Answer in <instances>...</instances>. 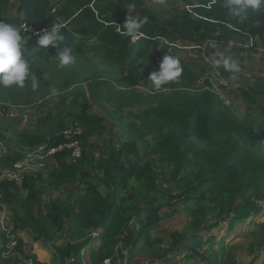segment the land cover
I'll use <instances>...</instances> for the list:
<instances>
[{
	"label": "trees",
	"instance_id": "1",
	"mask_svg": "<svg viewBox=\"0 0 264 264\" xmlns=\"http://www.w3.org/2000/svg\"><path fill=\"white\" fill-rule=\"evenodd\" d=\"M52 1L23 0L28 24L51 27L55 18V14H50V10L54 8ZM183 1L192 6V12L186 11L180 17L181 20L174 18L166 25H160L152 12L142 8L139 0H129L120 4L108 3L101 10L100 16L96 15L87 3L80 0H66L63 7L56 10V14L69 17L77 4L84 6L80 12L84 23L77 28V31L83 37L96 35L99 43L93 44L91 48L86 42L77 43L75 36L63 28L60 33L64 40L58 42L57 50L63 47H71V51L78 53L101 50L114 66H121L115 83L122 87H131V92L119 91L120 97L113 101V92L110 90L103 92L102 88L100 96H103L106 103L118 107L111 114L117 116L121 129L138 138L142 146L134 140L126 139L119 147L113 146L109 149L108 154L103 153L93 159L87 158L84 154L83 158L75 163L65 159L68 153H63L64 158L61 162L50 168L53 184H73L78 180L79 175L87 179L90 172L86 167L89 164L99 172L100 176L102 175L100 181L107 189L103 194L96 183L86 180L85 194L80 197L75 207L67 209L68 211L64 213L61 212L63 208L59 204L55 202L43 204L40 201L36 180L32 178L34 175L25 178L23 187L27 189V194L23 199L18 198L23 188L20 191L13 183H5L4 197L6 202L12 205L15 218L22 226H29L42 243L57 241L55 227L61 221L62 215L68 220L69 227L79 226L98 231L102 247L108 243L115 245L119 240H132L135 232L131 227L130 219L126 217L127 210L122 205L125 198H121L124 192L128 193L132 180L139 182L146 190V204L142 207L139 204L134 205L133 217L140 225V237L149 241L150 232L160 225L162 203L166 198L178 197L169 190L160 189L159 173L155 170L152 160L142 152L145 150L143 144L146 136L150 133L153 134L152 145L149 146L151 155L158 156L160 161L170 164L177 188L183 190L186 195L191 194L190 199L195 203L194 208L185 206L193 217L191 231L193 233L188 236V232H175L171 239L174 248L184 243L187 237H192V244L185 247L192 251L197 250L215 239L211 232L221 223L227 221L228 227H232L264 211L263 120L237 116L224 104L220 94L213 90L210 80L206 81V87H195L197 79L191 66L177 55L173 57L179 60L183 72L178 81L162 87H169V93L163 94L159 92L160 90H152L149 95L143 97L136 89L133 90L143 85L152 87L147 78L152 71L158 70L159 63L164 57L161 55L167 49V44L162 40L164 38L170 41L182 40L183 43L222 38L224 44L231 45L234 37L242 30L247 31L249 36H257L264 32V12L250 11L239 18H232L223 7V0ZM8 3V0H0V20ZM129 4L140 6L142 18H148L147 23L140 29L143 37L134 42H130L131 36L119 26L123 25L130 14L126 9ZM230 24L236 25L237 28L235 26L231 28ZM36 39L37 37L30 38L25 43V57L32 67L33 74L40 81H44L47 69L38 70L40 67L36 63L39 61L38 57L44 54L47 57L52 53V47L39 46ZM142 61L149 62L151 66ZM72 75L76 74L72 72L64 77H56L53 88H56L58 93L72 89L71 85L75 81ZM222 76L229 78L231 74L223 70ZM96 83L95 94L102 84L98 79ZM29 85L31 84L26 82L25 86ZM112 85L115 91L113 82ZM10 88L0 87V96L2 95L6 100L12 99L16 92ZM86 88L88 92L84 87H79L73 89L71 93L74 94L77 102L79 98L82 99L78 102L82 113L73 116L75 122L83 129V134L80 136L83 146L91 149L90 139L103 136L107 127L99 114L91 112L90 99L95 98L94 89L92 85ZM241 95L248 110L259 105L264 112V76L254 80L249 90H242ZM150 102L156 104L144 112L145 116L134 115V121L125 122L123 107L145 105ZM50 132L53 133V130L27 129L22 134L25 138L23 145L36 146L42 143L46 133ZM125 156H132V161L125 163ZM17 158L15 153L2 160L12 166ZM206 203L218 206L219 215L210 223L205 222ZM202 231L208 233L206 239L199 233ZM253 236L248 246L250 254H254L264 246V224ZM93 239L92 235H88L76 242L55 245L60 264H83L81 252ZM18 249H21V246ZM1 252L2 249H0V264H9L3 261ZM133 252L134 248L129 251L130 257ZM196 252L201 258V263L197 264H238L235 252L226 249L223 242H220L219 250H212L208 254ZM72 257L75 258L74 261L67 263V259ZM36 261L35 257V264Z\"/></svg>",
	"mask_w": 264,
	"mask_h": 264
},
{
	"label": "rangeland",
	"instance_id": "2",
	"mask_svg": "<svg viewBox=\"0 0 264 264\" xmlns=\"http://www.w3.org/2000/svg\"><path fill=\"white\" fill-rule=\"evenodd\" d=\"M9 3L3 10L2 20L8 23H15L22 27V36L25 39V43L28 42L30 38L36 36V34L45 28L43 25H32L30 26L27 22V14L24 10L23 0H8ZM66 0H53L52 4L54 8L50 10V14H55L53 25H57L59 30L65 28L71 35L75 36L77 43L80 41L86 42L88 47L91 48L93 44H98L99 40L96 35H87L83 37L79 35L77 28L83 25L84 20L80 16V12L83 10L84 6L77 4L73 10V14L66 17L63 14H56V10L63 7ZM81 2L87 3L88 7L93 10L96 15L100 16L101 10L105 8L108 3L120 4L121 2H127L129 0H80ZM142 3V8L152 12L154 16L158 19L160 25H166L168 21L182 17L186 11L192 12V6L187 5L183 0H139ZM136 9L131 11V15H138L142 18V10L140 6L129 4ZM129 12V10H127ZM195 16V15H193ZM33 18V17H32ZM241 19V18H240ZM216 22V21H215ZM218 24V22H216ZM28 25V26H26ZM52 25V26H53ZM25 26V27H24ZM231 28L236 25L230 24ZM172 30L171 27H168ZM141 35L135 36L136 39L130 37V42L139 40L143 37ZM264 34V33H263ZM128 35V34H127ZM237 36H241L240 38ZM256 36H249L247 31H241L234 38L235 41L240 43V40H245L243 43L246 47H256V42L258 41L259 51L254 53L251 49L246 51L245 56L238 58V63L241 64L242 72L244 76L242 78H237L236 82L241 84L242 87H235L232 83L226 84V82L218 81L219 79V68L214 71V68L209 71L210 68L206 62L197 58L195 53L191 54L186 52L181 48L186 47L182 40H171L164 38V41L168 49L164 50L161 55H179L187 58L186 63H188L192 71L196 76L195 87H206L207 78L213 82V90L220 94V97L224 100V104L229 107L237 116L241 118H252L254 120L264 121V112L259 105L254 106L251 110H248L244 100L243 95H241L242 90H249L250 85L254 81V78L246 77L249 73H257L259 69L264 70V36L255 40ZM221 45L224 44L223 39L217 40ZM233 41V43L235 42ZM255 42V44H254ZM232 43V44H233ZM178 47H175L177 46ZM227 45L229 48L233 45ZM254 44V46H253ZM175 45V46H174ZM262 46V47H260ZM66 48L63 47L61 50H57V47H52V53L47 57L46 54L38 57V70L47 69L48 79L40 81V87L35 91L32 89L31 85L24 86L23 88L11 87L13 92H16L14 97L10 100H6L0 96V249H2L1 256L3 261L9 264H19L22 260H32L33 264L39 262L40 264H60L59 255L57 250L54 248L55 245L61 246L68 242H76L84 239L86 236L91 235L95 232L91 229H83L79 226H70L68 220L65 216H61V221L55 227L57 232V241L55 243H42L38 238L37 234L29 227L22 226L20 221L15 218L13 213L12 205L8 204L4 197L3 185L5 183H13L11 181H2L1 175L2 170L11 168L12 166L6 163L7 161L2 160L6 156L15 154L20 155V152L26 150L28 146H24V136L23 131L27 129H52L53 133L65 128L66 126H71L75 122L73 114H75V107L80 109L79 103L71 97V91L73 89L84 87L87 91V86L92 85L95 94V85L97 84V79L103 77L104 84L98 87L97 94H95L94 99H90L92 103V111L98 112L99 116L102 117L104 125L108 128L103 136L94 137L90 139L92 145L91 149L84 148V154L87 158H97L103 153L108 154L109 149L113 146L119 147L124 140H134L136 143L142 146V142L135 137H132L126 131H123L120 127V121L112 118L110 112L115 111L118 107L115 105H108V103L103 102V96H100V91L102 88L105 90H110L113 92V101L118 99L120 96L116 91H114L112 82H115L121 71V66L115 65L105 57V54L101 50H90L88 53H78L71 51L76 57V63L74 65L60 66L58 62L57 55L62 53ZM153 49V47H152ZM154 50V49H153ZM49 58V59H48ZM47 59L49 61H47ZM128 62V61H126ZM151 66V64H148ZM206 65L204 72H199V68ZM244 68V69H243ZM74 72V83L72 89L62 90L57 95H52L51 89L56 83V77H64L68 74ZM102 72V74H101ZM208 73H211L209 77ZM102 75V76H101ZM93 78V79H92ZM261 78V77H260ZM258 79V78H256ZM255 79V80H256ZM88 80V81H86ZM225 83L227 85L221 87V84ZM232 85V86H231ZM236 85V84H234ZM143 91L152 92V87L142 86ZM45 90L46 92H44ZM170 88L164 87L159 92L166 94L169 93ZM226 93V94H225ZM230 94V99L227 94ZM69 97L68 101L67 100ZM259 98V96L257 97ZM97 100L99 103L97 104ZM69 102L73 104V110L69 105ZM150 106H154L155 102L148 103ZM147 104V105H148ZM147 105L138 106L134 109L133 106L127 105L123 107V116L128 117L130 110L134 109V112H143L147 108ZM130 109V110H129ZM114 116V115H113ZM129 121V120H127ZM113 122H115L113 124ZM126 122V119H125ZM120 128V130H119ZM55 131V132H54ZM52 132L46 133V136L53 134ZM151 134V133H150ZM146 136L145 143L142 150L143 154L147 158L152 160L155 170L159 173L158 185L162 191H170L171 194H176L178 197L168 199L162 203L163 208L161 209V221L159 227L152 230L149 235V241L141 238L139 235L140 225L136 222L134 216V205H140L141 207L146 204L145 193L146 190L140 185L139 182L132 180L130 181V187L128 193L124 192L121 198L123 200V206L126 208V217L130 219L131 227L134 230V237L130 241L119 240L115 245L108 243L105 247H102V241L99 239V235L94 237L91 244L81 252V258L83 264H197L201 263V258L197 256L196 251L201 253L205 252L208 254L212 250H219L220 242L225 244L226 249L233 250L235 252V258L238 264H264V246L259 248L254 254H250L248 251V246L253 239V234L259 231L260 226L264 224V211L246 219L238 224H234L232 227H228V222L225 221L220 224L214 231L211 232L215 236L212 242L206 243L204 246L197 248V250H189L185 246L192 244V237H187L184 243L178 245L174 248L171 244L172 235L175 232H188V236H191L192 231V221L193 217L188 213L185 206L195 207V203L191 201V194H184L183 190L177 188V182L173 178L172 169L167 162H162L159 160L158 156L151 155L149 146L152 145V135ZM66 157V155H65ZM63 153L56 154L50 157L46 161V166L43 170L38 171L32 178L37 184L39 190V198L43 204H49L50 202H55L59 204L63 210L62 213L67 212L69 209L77 205L78 200L83 194H85V182L96 183L99 186V190L105 194L107 189L103 186L100 181L101 176L99 172L93 169L89 164L86 170L90 172V177L87 176L83 178L79 175L78 180L73 184L67 185H56L50 177L51 166L58 165L61 162ZM83 158V157H82ZM66 159V158H65ZM94 161V160H93ZM125 163L132 161V156H125ZM25 183V182H24ZM20 191L25 192V194L19 192L18 198L23 199L27 194V189L23 186H17L13 183ZM125 196V197H123ZM206 216L205 222L210 223L214 221L218 213V206L215 204L206 203ZM68 209V210H67ZM6 228V230H4ZM8 231L12 236H14L16 242V249L14 253L10 256L4 255L5 246L8 238ZM206 239L209 235L206 231L199 232ZM123 238V237H121ZM136 240V243H135ZM21 246V249L18 247ZM4 247V248H3ZM234 247V248H231ZM134 248L133 255L129 256V251ZM96 252V253H95ZM71 259H67V263H71Z\"/></svg>",
	"mask_w": 264,
	"mask_h": 264
},
{
	"label": "clouds",
	"instance_id": "3",
	"mask_svg": "<svg viewBox=\"0 0 264 264\" xmlns=\"http://www.w3.org/2000/svg\"><path fill=\"white\" fill-rule=\"evenodd\" d=\"M223 7L230 17L239 18L250 11L264 12V0H223ZM126 9L131 13L136 8L130 5ZM147 20V17L141 19L138 15L129 14L123 25L119 26L124 28L126 34L135 37L141 35L140 29L147 23ZM22 27L15 23L0 20V87L23 88L26 82H29L35 91L40 87V79L33 74L32 67L25 57V39L21 34ZM36 36L37 45L44 48L55 47L59 41L64 40L57 25L51 26L50 29H43ZM216 55L220 58L218 63H222L224 70L231 74L232 79H235V74L240 71L239 66L222 52L218 51ZM57 57L62 67L76 63V57L72 54L71 47L66 48ZM142 62L144 64L149 63ZM182 72L183 68L179 60L172 55H165L159 63L158 70L152 71L147 79L151 82L152 89L159 91L163 86L178 81ZM44 79L47 80L48 77L45 76ZM51 94L57 95V89L52 88ZM26 146L30 147L29 145Z\"/></svg>",
	"mask_w": 264,
	"mask_h": 264
},
{
	"label": "built area",
	"instance_id": "4",
	"mask_svg": "<svg viewBox=\"0 0 264 264\" xmlns=\"http://www.w3.org/2000/svg\"><path fill=\"white\" fill-rule=\"evenodd\" d=\"M132 38L136 39V37ZM82 134V127L77 122H74L71 126H66L55 134L47 136L42 143L36 146H30L26 150L20 152L13 166L2 170L1 180L4 182L11 181L17 186L22 187L28 175H35L38 171L43 170L46 166L47 159L56 154L68 153L66 159L69 162H78V160L83 157L84 153L80 138ZM4 230H6V228ZM91 235L96 237L99 235V232H92ZM15 245L14 236L8 231L4 255L10 256L13 254L16 249ZM74 259L75 258L72 257L71 261H74ZM19 264H33V262L32 260H22Z\"/></svg>",
	"mask_w": 264,
	"mask_h": 264
},
{
	"label": "crops",
	"instance_id": "5",
	"mask_svg": "<svg viewBox=\"0 0 264 264\" xmlns=\"http://www.w3.org/2000/svg\"><path fill=\"white\" fill-rule=\"evenodd\" d=\"M264 32H261L260 34H258L256 37H255V40L257 41L259 38H263V36H264V34H263ZM237 37H241V36H237ZM163 41H167V40H165V39H162ZM233 41H235V38L233 39ZM245 40H243L242 39V41L240 40V43H238V41L236 42L235 41V43H233V46H231L230 48L227 46V45H221L220 44V42L219 41H217V39H213V38H210V39H206L205 41H202V42H190V43H187V44H185V46L186 47H184V48H181V49H183V50H187L186 52H189V53H191V54H193V53H195V55H196V57L197 58H200V60L201 61H203V62H206V64L209 66V67H207V68H210V72H211V69H213L214 68V71H216L217 70V68H219V79H218V81H223V82H226V84H228V83H232L233 84V86H235V87H242L241 86V84H238V82H236V79L237 78H242L241 77V75H243V73L242 72H238V73H236L235 74V79H232L231 78V76L229 77V78H225V77H223L222 76V71L224 70V68H223V64L222 63H218V61H219V56L218 55H216V53L219 51V52H222V53H224L226 56H228V57H230L231 58V60L232 61H234L236 64L238 63V58H241V56H245V54L244 53H246V51L248 50V49H251L252 51H254V53H257L258 51H259V47H258V41L256 42V44H255V42H254V44L256 45V47H254V48H252V47H245L244 45V42ZM168 42H171V41H167V43ZM244 42V43H243ZM171 44L173 45V43L171 42ZM254 44H253V46H254ZM175 46V45H174ZM167 47H170V46H167ZM175 47H178V44H177V46H175ZM260 47H262V46H260ZM248 48V49H247ZM168 49V48H167ZM177 56H179L178 54H177ZM180 57H182L185 61H187V58H185V57H183V56H180ZM238 66H239V68H240V70L242 71V67H241V64H237ZM205 68H206V65H203L201 68H199V72H204L205 71ZM244 69V68H243ZM212 73V72H211ZM211 73H208L207 74V76L209 77V75L211 74ZM101 74H102V72H101ZM103 75V74H102ZM101 75V76H102ZM226 75H229V74H226ZM244 76V75H243ZM251 76V78H254L253 80H255L256 78H260V77H263L264 76V70H262V69H259V71L257 72V73H249V76L248 75H246V77L247 78H249ZM104 78L102 77H99V80L101 81V83L102 84H104L105 82H104V80H103ZM244 79H245V76H244ZM207 80H210V78H207ZM206 80V81H207ZM211 81V80H210ZM114 83V87H116V93H118L119 91L120 92H131V87H122V86H119V85H117L115 82H113ZM211 83L213 84V82L211 81ZM225 83H222L221 84V87L222 86H225L224 88L222 87V89H225L226 87H227V85H224ZM234 84H236V85H234ZM232 86V85H231ZM104 89V88H103ZM137 90L139 93H141L142 94V96L143 97H146L147 95H149V92H147L146 93V91H143V89H146V87L145 88H143L142 86H137V87H135L133 90ZM88 92V91H87ZM103 92H105V91H103ZM226 94V93H225ZM71 97H73L74 99H76L75 98V96H74V94H72L71 93ZM227 97H229V99H230V94L228 93L227 94ZM69 100V97H68V99L67 100H65V101H68ZM82 101V99L81 98H79V100H78V102H81ZM102 101L103 102H105V100L104 99H102ZM116 101V100H115ZM99 103V101L97 100V104ZM69 105L71 106V107H69V108H71V110H73L72 109V107H74L73 106V104H71L70 102H69ZM108 105H111L110 103H108ZM145 105H147V104H145ZM138 106H144L143 104H139V105H135V106H133L134 107V109L136 108V107H138ZM149 107H150V104H148L147 105V108L146 109H144V111L143 112H139V113H137V112H134V109L133 110H130V111H128L127 113H129V115H128V117H125V119H126V122H131V121H134V115H140V116H145V111L146 110H148L149 109ZM93 109H92V107H91V112L92 113H98V112H96V111H92ZM75 112V114L76 113H82V108H80V109H78V108H76L75 107V110H74ZM111 113V112H110ZM112 118L114 119V120H116V125H117V119H116V116H113V114H112ZM127 120H129V121H127ZM115 122H113V124H114ZM108 129V128H107ZM22 193L23 194H25V192L24 191H22Z\"/></svg>",
	"mask_w": 264,
	"mask_h": 264
},
{
	"label": "bare ground",
	"instance_id": "6",
	"mask_svg": "<svg viewBox=\"0 0 264 264\" xmlns=\"http://www.w3.org/2000/svg\"><path fill=\"white\" fill-rule=\"evenodd\" d=\"M30 43V42H29ZM32 50V49H31Z\"/></svg>",
	"mask_w": 264,
	"mask_h": 264
}]
</instances>
